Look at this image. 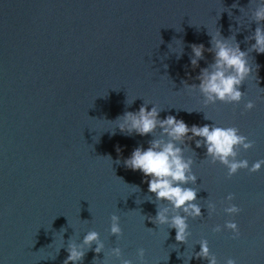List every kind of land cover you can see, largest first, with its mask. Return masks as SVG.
<instances>
[{
	"label": "water",
	"instance_id": "1",
	"mask_svg": "<svg viewBox=\"0 0 264 264\" xmlns=\"http://www.w3.org/2000/svg\"><path fill=\"white\" fill-rule=\"evenodd\" d=\"M257 3L0 0V264H63L69 240L80 243L91 230L100 233L105 254L118 246L134 264H139V248L145 250L144 264H208L195 258L201 239L208 240L220 264L229 257L238 264H264V167L228 177L225 166L206 159L203 147L187 142L195 151L186 155L192 156L197 176L196 185L188 186L199 191L202 216L188 220L191 235L186 243L177 242L175 229L147 219L156 214V203L147 198L155 196L142 174L123 164L153 137L109 130L114 127L109 121L138 111L145 101L149 109L151 104L163 109L161 118L176 115L189 126H235L254 141L238 158L250 164L264 159V54L249 53L250 63L259 67L241 84L239 104L204 107L199 92L182 83L198 84L193 78L213 61L207 51L195 70L189 61V45L211 47L208 31L218 28L228 37L230 25L239 27L241 50L255 43L245 40L257 27L245 13ZM226 9L231 18L227 11L220 13ZM239 16L243 25L235 19ZM176 40L183 43L180 58L169 48L177 47ZM128 97L136 98L131 105ZM249 100L255 107L247 111ZM133 185L139 191L132 192ZM229 193L241 208L239 215L223 211ZM209 202L216 205L211 215ZM113 214L120 217L119 238L109 232ZM229 219L240 227L238 239L228 230L212 231ZM94 248L86 249L78 264H119L114 255L97 254Z\"/></svg>",
	"mask_w": 264,
	"mask_h": 264
},
{
	"label": "clouds",
	"instance_id": "2",
	"mask_svg": "<svg viewBox=\"0 0 264 264\" xmlns=\"http://www.w3.org/2000/svg\"><path fill=\"white\" fill-rule=\"evenodd\" d=\"M237 6L238 4L234 3L231 7ZM225 11L231 18L232 13L229 9L220 13ZM240 12H244L243 7L240 8ZM245 16L250 22H255L257 25L254 32L245 37L246 41H255L247 50L242 51L240 43L236 40V33L240 31V28H232L231 25L229 30L232 34L228 37L222 36L218 28L214 33L208 31L207 34L211 37L209 41L211 47L207 49L202 43L189 45L191 48L189 61L193 70L198 68L199 61L205 58V51L213 53V61L207 67L200 68L198 75L193 78L199 81L198 84L182 81L184 89L190 92H199L204 107L217 102L239 104L244 96V92L240 91L241 84L259 67L250 63L249 53L255 51L257 54H264V26H261L264 25V0H258L256 6L250 8ZM235 19L238 24L243 25L244 18L242 16ZM175 43L176 48H172L171 44H169V48L177 53V58H180L184 51L183 43L180 40H176ZM167 67L164 65L165 69ZM256 80L258 83L257 76ZM135 99L129 100L128 97L126 104L131 105ZM149 104L144 101L138 111H125L115 120L109 121L114 124V127L109 130L112 135L116 134L118 128L121 134L127 136L136 134L142 137L146 135L153 137L148 141L147 148L142 145L135 147L130 156L123 160V164L132 171H139L144 178L143 182L147 183L148 193L155 196L154 200L151 196L147 198L149 202L156 203L155 216H148L147 219L157 226L166 225L168 228L175 229V240L186 243L191 235L188 220L202 216L201 206L197 203L199 191L196 187L188 186L196 185L197 176L192 170L194 164L192 156L186 155V150L190 149L193 153L195 151L187 142L194 141L197 149L203 147L206 150V159H209L212 164L219 163L225 166L228 177L234 176L242 169L249 173H257L264 167V159H258L250 164L247 159L238 158L241 149L248 151L254 147V141L241 134L240 129L235 126L222 127L214 123L189 126L176 115L169 114L161 118L160 113L163 109L153 104L149 109ZM254 107L255 103L252 100L244 105L247 111ZM179 110L189 114L197 111L190 108H179ZM204 119L210 120L206 114ZM119 151L120 149L117 148L118 153ZM105 158L112 161L111 156ZM116 163H120V160L117 159ZM137 191H139V187L133 185L132 192ZM234 198L232 193L225 197L227 206L223 211L228 216H236L241 212V208L232 203ZM136 203L139 204L142 201L137 200ZM207 210L211 215L215 212L216 205L209 202ZM143 217L145 220L146 217ZM110 221V234L119 238L123 234L120 217L113 214ZM222 230L230 231L233 239H238L241 235L240 227L234 219L226 220L222 226L216 225L212 229L213 232ZM64 231L61 229L62 240ZM93 244H95V248L92 250L97 254L103 251L104 256L114 255L119 260V264H134L133 260L123 258L122 250L118 246L111 248L105 254V243L101 239L100 233L95 230L87 231L80 243L69 240L66 248L68 255L63 264H70V262L78 264L85 256L86 249H91ZM197 244L200 245V251L195 253V258L206 259L208 264H220L217 257L210 251L207 239H201ZM136 255L139 264H144L145 250L137 249ZM188 258L192 259V255ZM106 264H108L107 261ZM224 264H238V260L229 257L224 261Z\"/></svg>",
	"mask_w": 264,
	"mask_h": 264
}]
</instances>
